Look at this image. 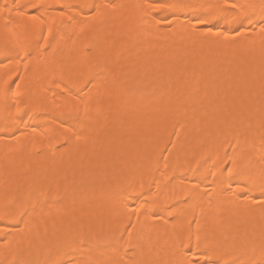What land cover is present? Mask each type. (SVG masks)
<instances>
[{
	"label": "bare ground",
	"instance_id": "1",
	"mask_svg": "<svg viewBox=\"0 0 264 264\" xmlns=\"http://www.w3.org/2000/svg\"><path fill=\"white\" fill-rule=\"evenodd\" d=\"M234 2L0 0V264L264 261V0Z\"/></svg>",
	"mask_w": 264,
	"mask_h": 264
},
{
	"label": "snow or ice",
	"instance_id": "2",
	"mask_svg": "<svg viewBox=\"0 0 264 264\" xmlns=\"http://www.w3.org/2000/svg\"><path fill=\"white\" fill-rule=\"evenodd\" d=\"M168 7L170 8H174L175 6L173 5H168ZM240 7H244L243 5H238V0H236V2H234L231 7H230V11H236L237 8ZM262 12H264V6H262ZM241 15H243V13H240ZM33 19H35V17H33ZM196 24H200V25H206L208 20L207 17H200L196 19ZM261 23V28L260 31L264 32V20L260 21ZM205 31L207 33H211L213 31V29L211 27H206ZM225 36L228 35V33H223ZM15 35V34H13ZM23 51L22 48L19 47V42L17 41L15 44L13 43H9L8 45H6L3 49V54L4 55H10L12 52H15L17 56H19L20 52ZM262 198H264V191H262L261 193ZM256 203L259 204V206L261 208H264V199H260L257 200ZM36 212V206L33 205L31 208L25 207V209L22 212V217H27L30 216L31 213H35ZM199 239V238H197ZM262 255H264V250H262ZM124 256L127 257V259H123L121 258L119 261L116 262V264H140V262L136 259V254H135V250L134 249H129L128 251H126L124 253ZM49 264H58V262L56 261H50ZM188 264H201V262L198 259H192L188 261ZM234 264H241L240 261H235ZM243 264H254V262L252 260H246L243 262ZM261 264H264V261H261Z\"/></svg>",
	"mask_w": 264,
	"mask_h": 264
}]
</instances>
